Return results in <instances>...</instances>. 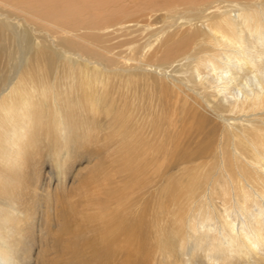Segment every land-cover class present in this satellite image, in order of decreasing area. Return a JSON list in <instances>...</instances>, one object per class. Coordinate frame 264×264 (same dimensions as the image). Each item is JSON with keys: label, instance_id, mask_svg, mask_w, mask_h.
I'll return each instance as SVG.
<instances>
[{"label": "rangeland", "instance_id": "374dc122", "mask_svg": "<svg viewBox=\"0 0 264 264\" xmlns=\"http://www.w3.org/2000/svg\"><path fill=\"white\" fill-rule=\"evenodd\" d=\"M7 5L0 3V8L8 10L0 16L4 28L0 30V80L15 66L9 63V54L16 50V37L8 36L5 29L20 35L17 31L22 28L18 22L21 16ZM161 12L136 20L140 26L128 24L129 32H140L135 37V52L128 49L131 43L113 47L118 41L128 40V31L115 34L111 28H95L85 22L72 28L46 24L35 34L30 33L31 45L21 49L25 56L22 73L32 74L47 87L58 88L49 97L54 95L58 101L60 112L56 118L63 117L66 137L63 140L45 120L35 124L19 145L24 152L19 168L8 173L0 167V248L6 249L4 257L9 263L158 264L163 256L179 255L182 244L190 248L200 244L195 255L203 253L202 248L209 244L208 239L193 231L200 220L198 213L207 212L210 202L199 199L201 189L188 190L193 185L188 179H201L202 167L210 164L212 169L215 160L207 156L205 160L197 159L205 154L204 147L190 137L172 143L169 136L171 143H164L157 129L153 143H148V135H138L144 124L139 119L134 122L133 117L141 114L140 107L147 106V77L140 74L134 95L128 88L129 78H118L127 75L133 59L153 53L161 57L159 42L155 41L158 35L154 34L163 25L158 18ZM203 23V18L195 19L187 28L179 31L173 27L171 31L177 32L175 38L184 30V35L191 30L201 33ZM145 28L149 34L142 35ZM66 37L71 38L66 44L72 47L64 52L56 46ZM78 54L107 67L86 64ZM153 63L160 64L157 60ZM164 67L173 74L179 66L170 62ZM176 77H182L181 73ZM161 81L167 88L173 87L169 80ZM60 87L66 92L59 91ZM166 90L160 94L158 88L155 91L164 112L169 110L164 102L174 98ZM50 101L46 102L45 113L53 117ZM133 103L140 109L133 110ZM196 109L210 117L202 108ZM183 118L181 135H190L193 119L190 115ZM46 130L50 132L48 137ZM189 158L193 159L187 162ZM198 184L201 186V180ZM189 197L193 205L187 204ZM199 205L196 217L185 214L187 207L198 210Z\"/></svg>", "mask_w": 264, "mask_h": 264}, {"label": "bare ground", "instance_id": "6f19581e", "mask_svg": "<svg viewBox=\"0 0 264 264\" xmlns=\"http://www.w3.org/2000/svg\"><path fill=\"white\" fill-rule=\"evenodd\" d=\"M11 1L12 5L8 6ZM0 3L11 11L16 10L22 25L17 31L20 35L9 33L8 29L4 32L16 37L13 44L16 50L9 54V63L15 64L14 68L0 80V167L8 173L19 168L20 156L24 153L19 145L35 124L45 120L56 128L63 140L66 137L63 117L56 118V113L60 112L58 101L54 95L49 97L50 92L58 88L47 87L32 74L22 73L25 56L21 49L31 45L30 33L35 34L46 24L72 28L85 22L95 28H111L116 34L128 31V24L162 11L158 18L163 25L154 33L158 35L155 41L159 42L161 57L153 53L143 59H133L127 75L118 77L126 81L129 78L128 88L133 95L140 74L147 77V106L140 107L141 114L133 117L134 122L139 119L144 124L137 133L148 135V143H153L157 129L164 143L170 141L169 136L172 143L182 140L181 137H190L204 147L205 154L196 158L205 160L207 156L211 161L213 157L215 164L212 169L210 164L202 167L201 186L199 180L188 179L193 182L188 190L201 189L199 199L210 202L207 212L200 211V205L198 210L191 206L185 210L186 215L194 217L195 212L200 211L193 233L208 239L209 244L198 255L195 251L200 244L194 243L192 248L182 244L179 255L163 256L158 264H264V0H0ZM213 8L215 10L209 12ZM3 12L8 10L0 8V16ZM201 18L204 22L201 33L191 30L184 35V30L175 38L177 32L173 33L171 28L177 27L180 31ZM1 29H4L2 24ZM147 32V28L141 31L142 35ZM139 33L129 32L128 40L118 41L113 47L131 43L128 49L135 52L138 43L135 37ZM70 40L63 38L53 47L67 52L72 47L66 44ZM99 47L103 49L101 44ZM77 56L86 64L107 67L103 62ZM156 60L159 65H154ZM170 62L179 66L177 70L174 68L173 74L164 70L165 64ZM176 73H181L182 77H176ZM165 79L172 84L171 89L162 85L161 80ZM157 88L159 94L168 89V96H174L173 100L164 102L169 107L166 112L161 99L155 95ZM59 91L65 90L60 87ZM47 100H51L53 117L45 113ZM140 108L133 103V110ZM196 108H202L210 117L202 116L204 113L201 115ZM185 115H190L195 123L189 127L190 135H181ZM175 138L177 141H173ZM194 200L186 202L193 205ZM5 252L4 247L0 248V264H11L4 257Z\"/></svg>", "mask_w": 264, "mask_h": 264}]
</instances>
